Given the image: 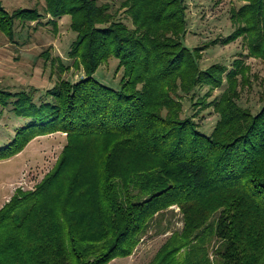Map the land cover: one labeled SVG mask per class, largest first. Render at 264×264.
I'll return each instance as SVG.
<instances>
[{
    "label": "trees",
    "instance_id": "trees-1",
    "mask_svg": "<svg viewBox=\"0 0 264 264\" xmlns=\"http://www.w3.org/2000/svg\"><path fill=\"white\" fill-rule=\"evenodd\" d=\"M44 1L40 12L9 11L0 0V34L21 43L18 31L32 23L48 17L56 27L70 16L76 38L68 54L84 75L60 77L42 92L0 88L1 111L28 120L0 147V161L39 136L67 140L35 188L17 190L0 208V264L127 258L173 208L182 226L159 231L171 232L146 264H264V103L254 111L238 102L242 61L225 75L222 64L200 68L199 47L185 44L187 0H123L130 25L97 0ZM239 1L224 41L242 37L248 55L264 60V0ZM41 56L47 67L49 52ZM111 59L123 71L118 89L94 77ZM224 79L221 99L209 102L218 119L206 134L182 99L206 105L193 98L198 87L213 90Z\"/></svg>",
    "mask_w": 264,
    "mask_h": 264
},
{
    "label": "rangeland",
    "instance_id": "rangeland-1",
    "mask_svg": "<svg viewBox=\"0 0 264 264\" xmlns=\"http://www.w3.org/2000/svg\"><path fill=\"white\" fill-rule=\"evenodd\" d=\"M123 0H97L99 4H110L118 10L119 17L130 25L129 18L120 8ZM4 6L12 11L16 8H37L43 12L44 0H2ZM189 5V28L185 36V44L201 51L199 65L201 69L214 64H222L227 74L233 68V61L238 59L246 66V81L238 80L239 103L244 108L252 106L255 111L264 103V60L248 55L243 38L226 43L224 40L236 28L231 20L233 11H237L243 2L239 0H187ZM44 25L32 23L30 29L18 31L17 41H9L0 34V88H16L33 86L45 91L55 85L58 78L77 81L83 77L81 65H77L69 50L76 38L72 30L70 16L56 19V27L48 23V17L42 20ZM36 27L34 31L32 28ZM214 41V43H213ZM197 49V50H198ZM49 52L53 66L48 60L44 65L41 53ZM117 60L111 59L101 65L95 72V79L109 87L118 89L121 85L122 69L116 71ZM228 81L220 87L209 90L206 84L198 87L195 97H205L206 105H191L183 97L187 114L194 115V121L202 126L206 134L214 127L218 114L212 100H219L228 87ZM247 106V107H246ZM184 108V109H185ZM199 109L197 112L195 110ZM186 110V109H185ZM27 119L15 116L11 111L0 109V147L7 145L14 137L17 128L24 126ZM66 135L61 132L39 136L33 139L18 155L0 161V208L8 202L17 190H33L44 176L55 166L62 149L66 145ZM161 222V221H160ZM181 215L177 208L167 214L160 227L152 228L141 240L140 244L127 258H117L108 264H146L148 263L171 231L159 234L161 229H180Z\"/></svg>",
    "mask_w": 264,
    "mask_h": 264
}]
</instances>
